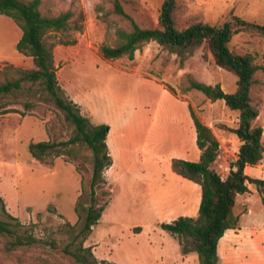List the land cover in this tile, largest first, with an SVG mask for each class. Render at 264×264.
Listing matches in <instances>:
<instances>
[{
	"label": "rangeland",
	"instance_id": "obj_1",
	"mask_svg": "<svg viewBox=\"0 0 264 264\" xmlns=\"http://www.w3.org/2000/svg\"><path fill=\"white\" fill-rule=\"evenodd\" d=\"M121 2L140 27L158 25L162 0ZM178 2L180 27L193 20L219 25L232 15L264 23V0ZM71 5L83 13V31L47 36L54 43L57 82L82 115L93 124L109 125L106 143L112 157V165L104 170L106 183L96 190L99 204L107 205L84 245L98 260L110 264H199L196 252L184 254L180 239L160 227L181 215H198L199 187L176 174L171 161L200 159L194 113L220 143L212 167L225 177V167H231L240 145L232 132L238 112L223 100L186 90V77L219 84L229 93L236 89L237 77L214 63L205 43L183 63L155 41L136 50L133 59H106L100 45L114 44L116 28H127V22L112 12L111 0H42L41 9L57 14ZM20 37L15 21L0 14V68L5 64L34 67L31 57L16 50ZM60 39L74 43L65 45ZM229 46L235 54H252L258 67L251 88L259 111L253 124L263 128L264 145V37L236 34ZM68 135L62 116L51 104L25 116L0 115V220L18 229L33 226L37 236L48 239L79 236L91 164L69 157L40 162L28 150L31 141ZM246 173L264 179V151ZM248 187L249 192L237 197L239 228L228 231L218 243V264H264V191L253 183ZM1 202L14 218L3 213ZM66 223L73 228L65 227ZM46 256L41 248L29 247L7 253L0 239V264H40Z\"/></svg>",
	"mask_w": 264,
	"mask_h": 264
},
{
	"label": "trees",
	"instance_id": "obj_2",
	"mask_svg": "<svg viewBox=\"0 0 264 264\" xmlns=\"http://www.w3.org/2000/svg\"><path fill=\"white\" fill-rule=\"evenodd\" d=\"M41 2L42 0H0V14L12 18L21 30L16 50L31 57L34 64L33 68L16 67L12 64H5L0 68V115L19 113L25 116L42 110L44 104H51L58 109L63 119V129L69 133L68 137L31 141L28 150L40 162L51 163L54 158L69 157L90 163L88 190H84L88 194L87 205L82 207L85 215L79 232L80 239L78 235L64 240L37 236L33 226L23 227L17 219V226L23 229L0 220V239L7 253L22 247L41 248L47 256L40 258V264H67L63 259L69 260L70 264H110L107 260H98L91 247L84 245V240L107 205L99 204L96 190L106 183L104 170L112 165L106 143L110 128L106 123L93 124L64 95L56 78L54 43L47 40L51 33L82 32L84 16L82 11L76 10L72 5L57 14L43 11ZM111 3L112 12L124 19L128 27L116 28L114 44L100 45L99 51L104 58L133 59L136 50L155 41L183 63L195 49L205 43L214 63L237 77L236 89L231 93L225 92L219 84H206L191 76L186 77V90H198L213 101L223 100L229 109L238 112L237 126L232 132L239 139L240 145L229 172L222 178L212 167L219 155L220 143L211 128L193 113L196 141L201 149L200 159L190 161L173 158L171 168L176 174L200 186L198 215L195 218L181 215L170 222L160 223L161 229L180 239L184 254L196 252L199 264H218L219 240L228 229L239 228V216L235 210L237 197L250 191L249 183L264 191V179L252 178L246 173L248 166L261 160L264 151L263 128L253 124L259 111L253 102L251 88L258 67L252 54H235L229 46L236 34L264 37V23L232 15L219 25L193 20L187 26L180 27L178 15L181 6L178 0H162L158 25L154 28H142L125 11L121 0H111ZM59 42L70 45L74 40L60 39ZM17 104L21 108L16 107ZM1 210L14 218L2 202ZM64 226L70 230L73 228L69 223Z\"/></svg>",
	"mask_w": 264,
	"mask_h": 264
},
{
	"label": "crops",
	"instance_id": "obj_3",
	"mask_svg": "<svg viewBox=\"0 0 264 264\" xmlns=\"http://www.w3.org/2000/svg\"><path fill=\"white\" fill-rule=\"evenodd\" d=\"M192 182V181H191ZM194 183V182H193ZM196 184V183H195ZM198 187H199V194L201 195V193H200V186L198 185V184H196ZM231 230H235V229H228L224 234H226L228 231H231ZM224 236V235H223ZM223 236H222V238H223ZM221 238V239H222ZM220 239V240H221ZM220 240H219V242H220Z\"/></svg>",
	"mask_w": 264,
	"mask_h": 264
},
{
	"label": "built area",
	"instance_id": "obj_4",
	"mask_svg": "<svg viewBox=\"0 0 264 264\" xmlns=\"http://www.w3.org/2000/svg\"><path fill=\"white\" fill-rule=\"evenodd\" d=\"M229 170H230V168L229 167H225V171L228 173L229 172ZM222 176V178H224V175H221Z\"/></svg>",
	"mask_w": 264,
	"mask_h": 264
},
{
	"label": "water",
	"instance_id": "obj_5",
	"mask_svg": "<svg viewBox=\"0 0 264 264\" xmlns=\"http://www.w3.org/2000/svg\"><path fill=\"white\" fill-rule=\"evenodd\" d=\"M109 131V130H108Z\"/></svg>",
	"mask_w": 264,
	"mask_h": 264
}]
</instances>
